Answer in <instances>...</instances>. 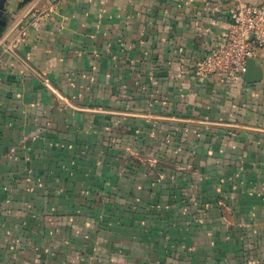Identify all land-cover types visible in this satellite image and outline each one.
Segmentation results:
<instances>
[{"label": "crops", "instance_id": "1", "mask_svg": "<svg viewBox=\"0 0 264 264\" xmlns=\"http://www.w3.org/2000/svg\"><path fill=\"white\" fill-rule=\"evenodd\" d=\"M242 3L5 0L0 264H264V48L193 68Z\"/></svg>", "mask_w": 264, "mask_h": 264}, {"label": "built area", "instance_id": "2", "mask_svg": "<svg viewBox=\"0 0 264 264\" xmlns=\"http://www.w3.org/2000/svg\"><path fill=\"white\" fill-rule=\"evenodd\" d=\"M264 48V0L242 3L230 11L223 39L193 63L195 74L220 80L242 78L248 58Z\"/></svg>", "mask_w": 264, "mask_h": 264}, {"label": "water", "instance_id": "3", "mask_svg": "<svg viewBox=\"0 0 264 264\" xmlns=\"http://www.w3.org/2000/svg\"><path fill=\"white\" fill-rule=\"evenodd\" d=\"M243 79L247 83H257L262 79L261 67L254 57L247 59Z\"/></svg>", "mask_w": 264, "mask_h": 264}, {"label": "flooded vegetation", "instance_id": "4", "mask_svg": "<svg viewBox=\"0 0 264 264\" xmlns=\"http://www.w3.org/2000/svg\"><path fill=\"white\" fill-rule=\"evenodd\" d=\"M4 3L5 0H0V30H1V26L5 23V8H4Z\"/></svg>", "mask_w": 264, "mask_h": 264}]
</instances>
